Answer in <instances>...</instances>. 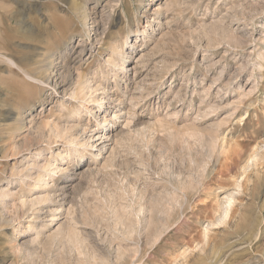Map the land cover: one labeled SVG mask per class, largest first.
Returning <instances> with one entry per match:
<instances>
[{
	"label": "rangeland",
	"instance_id": "obj_1",
	"mask_svg": "<svg viewBox=\"0 0 264 264\" xmlns=\"http://www.w3.org/2000/svg\"><path fill=\"white\" fill-rule=\"evenodd\" d=\"M0 264H264V0H0Z\"/></svg>",
	"mask_w": 264,
	"mask_h": 264
},
{
	"label": "bare ground",
	"instance_id": "obj_2",
	"mask_svg": "<svg viewBox=\"0 0 264 264\" xmlns=\"http://www.w3.org/2000/svg\"><path fill=\"white\" fill-rule=\"evenodd\" d=\"M233 37H234V36H233ZM40 60H41V59H40ZM50 61H51V60H50ZM33 63H34V62H33ZM10 64L13 65V66L15 65V64H14L13 62H11V61H10ZM49 66H50V65H49ZM47 67H48V66H47ZM17 68H18V67H17ZM45 70H46V68H45ZM29 72H30V71H29ZM40 72H41V71H40ZM43 72H44V71H43ZM46 72H47V71H46ZM44 74H46V73L44 72ZM26 76H27V75H26ZM48 76H49V75H48ZM27 77H29V75H28ZM29 78H30V77H29ZM38 78H39V77H38ZM47 81H49V80H47ZM42 82H43V81H42ZM43 83H44V82H43ZM75 94H76V93H75ZM75 94L72 92V96H75ZM62 194H63V193H62ZM174 201H175V200H174Z\"/></svg>",
	"mask_w": 264,
	"mask_h": 264
}]
</instances>
